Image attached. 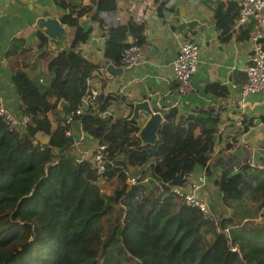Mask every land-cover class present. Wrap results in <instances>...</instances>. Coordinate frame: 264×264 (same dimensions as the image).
I'll return each mask as SVG.
<instances>
[{
	"label": "trees",
	"instance_id": "trees-1",
	"mask_svg": "<svg viewBox=\"0 0 264 264\" xmlns=\"http://www.w3.org/2000/svg\"><path fill=\"white\" fill-rule=\"evenodd\" d=\"M50 1L60 9L61 23L73 28L69 46L74 50L52 52L36 30L35 48L14 37L4 51L20 101L19 112L13 113L28 115L29 121L16 129L0 118V264H264V246L251 237H236L225 224L230 217H216L210 208L204 216L172 191L196 166L207 174L224 109L220 104H196L185 113L177 105L156 107L163 121L152 146L139 144L136 122L86 109L74 123L105 144V170L99 177L88 161L74 160L68 152L73 138L65 133L70 125L62 122V115L78 105L99 65L78 50L90 30L79 18H95L97 0ZM155 1L161 13L166 0ZM237 10L236 0H222L214 11L219 40H227L231 31L240 40L249 37L254 20L234 26ZM142 25L128 20L106 26L103 58L120 65L127 36L139 47L144 41ZM37 59L45 82L25 72ZM171 85L175 89V82ZM207 91L217 94L224 88L211 83ZM107 94L98 103L99 111L110 102ZM61 99L65 104L53 124L48 112ZM257 120L264 122V114ZM241 124V132L246 131L252 117L241 114ZM127 167L138 169L132 182L125 180ZM110 178L112 186L104 189ZM211 183L224 210L246 198L264 208V155L222 171Z\"/></svg>",
	"mask_w": 264,
	"mask_h": 264
},
{
	"label": "crops",
	"instance_id": "crops-1",
	"mask_svg": "<svg viewBox=\"0 0 264 264\" xmlns=\"http://www.w3.org/2000/svg\"><path fill=\"white\" fill-rule=\"evenodd\" d=\"M77 1L87 3V0ZM96 2L98 10L95 18L89 15L79 18L81 26H88L90 30L87 39L78 45V50L81 55L99 63L91 79L94 82L88 79V84L99 89L100 99L108 93L107 102H110L105 106L107 114L127 117L130 107L124 100L144 98L154 109L177 105L181 113L189 112L190 107L196 104L214 103L223 106L201 193L216 217H230L225 224L230 226L236 237H251L264 246V216L261 213L264 208L261 209L258 203L246 198L224 210L219 201L220 194L211 183L222 171L235 170L244 160L253 163L255 158L264 155V122L257 120L260 114H264V88L247 96L243 113H238L235 104L248 62L251 47L249 37L240 40L236 37L237 31H231L227 40H219L213 15L222 0H166L161 13L156 11L155 0ZM0 4L4 6L3 16H0V95L5 106L12 112H19V96L11 85L6 61L1 60L4 51L14 37L22 38L23 45L35 48L38 44L37 37L32 36L38 30L34 26L35 18L49 15L60 19V9L54 7L50 0H0ZM33 7L37 9L32 11ZM128 20L143 24L144 41L140 45L139 63L128 71L121 68L120 71L109 72L105 69L108 62L102 56L104 31L108 25L125 24ZM63 26L64 44L69 45L74 31L71 27ZM184 38L193 39L198 44L199 61L191 76L190 91L178 94L171 88L174 81L170 61L179 41ZM46 46L50 49L47 42ZM42 70V62L37 59L25 72L30 79L37 77L39 82H45L47 76ZM196 75L198 78H195ZM211 83L222 86L224 92L214 94L207 91ZM116 97L119 100H115ZM59 111L60 107L56 106V110L48 112L53 124L56 122V113L61 115ZM241 114L252 117V124L244 132H241ZM235 127L239 129L233 131ZM70 129L77 134V122ZM238 132V135H232ZM88 139L86 137L84 142H89ZM44 140L42 137L41 141ZM201 169V166H196L191 173L196 174Z\"/></svg>",
	"mask_w": 264,
	"mask_h": 264
},
{
	"label": "built area",
	"instance_id": "built-area-1",
	"mask_svg": "<svg viewBox=\"0 0 264 264\" xmlns=\"http://www.w3.org/2000/svg\"><path fill=\"white\" fill-rule=\"evenodd\" d=\"M237 2L238 10L234 26H242L251 19L254 20L249 32L251 47L247 57L248 62L244 68L245 78L239 84L238 96L235 100L238 113H243L247 96L264 88V41H262L264 37V13L262 12L264 0H237ZM3 9L4 6L0 4V16L3 15ZM140 57V47L134 43L128 44L121 52L122 69L128 71L136 67ZM1 60L4 59L2 58ZM198 61L199 46L196 41L190 38L181 39L178 43L177 51L170 61L172 79L176 84L175 90L178 94L190 91V77L194 73ZM98 94L99 89L97 87H87L85 95L80 99L75 109L63 115V123H68L72 126L75 116L80 115L86 109L97 111L99 116L107 114V112L99 111L98 109ZM144 117L145 115L142 114L140 120H143ZM0 118L9 128L16 129L23 128L29 121L28 115L14 114L5 106L1 95ZM77 128L79 129V127ZM65 133L66 135H72L73 143L70 153L74 160L76 162L88 161L100 177L105 170V144L97 142L80 129L77 134H74L71 129L66 130ZM86 137L89 138V142H84ZM126 172L127 168L124 170L125 174ZM125 180L126 182H132L133 178H129L126 174ZM205 182L206 173L204 169H201L196 174L186 176V181L183 184H174L172 191L181 196L185 204L198 209L206 216L209 214V205L205 196L201 193ZM223 230L228 231V228L224 227Z\"/></svg>",
	"mask_w": 264,
	"mask_h": 264
},
{
	"label": "water",
	"instance_id": "water-1",
	"mask_svg": "<svg viewBox=\"0 0 264 264\" xmlns=\"http://www.w3.org/2000/svg\"><path fill=\"white\" fill-rule=\"evenodd\" d=\"M34 26L46 38V42L53 52L61 50H74L67 44H64L65 29L60 19L49 15H39L34 20ZM126 43L131 44V36L128 35ZM109 72L120 71L119 65H113L111 62L105 66ZM130 107V111L126 119L131 122L138 123V128L135 132V137L138 139L140 145H154L157 141V130L163 121V113L158 110H153L149 105L148 99L142 100H124ZM65 104L64 100H59L58 105L61 107ZM140 113L144 114L143 120H140ZM239 127H235L233 131H237Z\"/></svg>",
	"mask_w": 264,
	"mask_h": 264
},
{
	"label": "rangeland",
	"instance_id": "rangeland-1",
	"mask_svg": "<svg viewBox=\"0 0 264 264\" xmlns=\"http://www.w3.org/2000/svg\"><path fill=\"white\" fill-rule=\"evenodd\" d=\"M50 2L48 1V5L50 6V4H49ZM43 4H41V6H42ZM48 5H47V7H48ZM37 9V7H33L31 10L32 11H34V10H36ZM52 9H50V11H51ZM30 11V10H29ZM47 11H49V8L47 9ZM3 16V15H2ZM193 74V73H192ZM192 74H191V76H192ZM195 78H198V75H196L195 76ZM90 79V82H94L93 80H91L92 79V77L91 78H89ZM190 79H191V77H190ZM126 174H127V176L129 177V178H133V179H135L137 176H138V169H136V168H130V167H127V172H126ZM145 174H146V176H145V179L147 180L148 179V171H146L145 172ZM107 177V176H106ZM112 180H113V178H110V179H106V181L105 182H103V184L105 185L104 186V189H107L108 187H110V186H112ZM145 181V180H144Z\"/></svg>",
	"mask_w": 264,
	"mask_h": 264
},
{
	"label": "clouds",
	"instance_id": "clouds-1",
	"mask_svg": "<svg viewBox=\"0 0 264 264\" xmlns=\"http://www.w3.org/2000/svg\"><path fill=\"white\" fill-rule=\"evenodd\" d=\"M236 1H237V0H236ZM263 10H264V9H263ZM262 12H263V11H262ZM263 13H264V12H263ZM2 58H3V57H2ZM3 59H4V58H3ZM119 66L122 68L121 64H120ZM86 85H87L86 88L90 86V85L88 84V79H87ZM85 91H86V89H85ZM84 95H85V94H84ZM84 95H83V96H84ZM83 96H82V97H83ZM82 97H81V98H82ZM81 98H80V99H81ZM100 100H102V99L99 98V94H98V103H99ZM153 109H154V108H153ZM104 111H105V110H104ZM158 111H160V110H158ZM105 112H106V111H105ZM160 113H162V111H160ZM14 114H18V113H14ZM19 115H20V114H19ZM63 115H64V114H63ZM63 115H62V116H63ZM105 115H108V114H105ZM139 117H140V116H139ZM62 122H63V120H62ZM73 123H74V121H73ZM137 124H138V123H137ZM70 127H71V126H70ZM77 127H79V126H77ZM69 129H70V128H69ZM79 129H80V127H79ZM80 130H81V129H80ZM83 132H84V131H83ZM84 133H85V132H84ZM85 134L88 135L87 133H85ZM71 136H72V135H71ZM88 136H90V135H88ZM92 138H93V137H92ZM94 139H95V138H94ZM95 140L98 142L97 138H96ZM68 152L70 153V150H69ZM70 154H71V153H70ZM71 155H72V154H71ZM88 163H89V162H88ZM190 174H193V173H190ZM190 174H189V175H190ZM208 207H209V206H208ZM226 228H228V227H226Z\"/></svg>",
	"mask_w": 264,
	"mask_h": 264
}]
</instances>
